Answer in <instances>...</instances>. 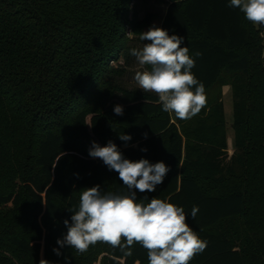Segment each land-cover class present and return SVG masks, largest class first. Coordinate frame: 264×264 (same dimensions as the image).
Instances as JSON below:
<instances>
[{
	"label": "trees",
	"instance_id": "trees-1",
	"mask_svg": "<svg viewBox=\"0 0 264 264\" xmlns=\"http://www.w3.org/2000/svg\"><path fill=\"white\" fill-rule=\"evenodd\" d=\"M136 1L0 0V264H149L139 243L131 256L102 242L83 254L57 244L84 188L126 194L118 173L88 154L92 141L109 140L127 159L170 166L154 192L137 190V198L184 208L208 242L189 264H264V26L229 0H159L164 15L143 18ZM158 19L184 37L205 86L206 105L188 120L163 111L156 93L112 82L126 72L113 63L133 65L130 49Z\"/></svg>",
	"mask_w": 264,
	"mask_h": 264
},
{
	"label": "clouds",
	"instance_id": "clouds-1",
	"mask_svg": "<svg viewBox=\"0 0 264 264\" xmlns=\"http://www.w3.org/2000/svg\"><path fill=\"white\" fill-rule=\"evenodd\" d=\"M228 6L239 8L252 24L264 25V0H229ZM139 39L149 43L130 49V55L142 68L150 66V70L135 73L138 87L156 93L162 110L174 112L180 120L200 113L207 102L205 86L191 71L195 59L189 55L188 47L181 46L184 37L170 35L168 30L153 24L140 33ZM201 55L199 51L195 53L196 57ZM113 111L117 116L124 115L122 105H115ZM144 136L147 138V133ZM118 138L124 142L132 139L125 133L118 134ZM88 154L102 160L109 171L117 172L127 192L123 195L102 192L100 185L84 188L78 206L69 210L73 213L71 222L64 220L67 232L57 239L60 247L69 246L83 254L90 245L102 242L131 256L132 246L139 243L147 249L149 264H189L195 255L206 250L208 242L186 223L183 207L155 197L146 204L144 200L138 201L137 190L154 192L163 183L170 166L145 158L127 159L112 140L104 146L92 141ZM198 212V206H193L191 217L194 219ZM53 252L61 255L58 248ZM39 264L51 262L42 258Z\"/></svg>",
	"mask_w": 264,
	"mask_h": 264
},
{
	"label": "rangeland",
	"instance_id": "rangeland-1",
	"mask_svg": "<svg viewBox=\"0 0 264 264\" xmlns=\"http://www.w3.org/2000/svg\"><path fill=\"white\" fill-rule=\"evenodd\" d=\"M135 8L138 12L139 18L145 17L150 12H158L161 16L164 15V12L166 10V6L161 4L159 0H137L135 2ZM153 24L156 26L161 27L162 26V19L156 20ZM264 26V25H263ZM150 28V27H149ZM147 28L146 31L149 29ZM262 36H264V30L262 32ZM133 37V36H132ZM135 45L136 48H142L144 43H149L148 41H141L140 39L136 40ZM113 65L121 66L126 69V72L123 76L119 77H113L112 82L114 84H119L125 89H131V90H142L138 87L136 81L134 80L135 73L137 71H143V70H150L147 66H144L143 68L139 65L138 61L136 60L133 65H127L126 62L122 59L120 63H113ZM230 89V87H229ZM228 89V90H229ZM225 91L224 92V104H225V111H226V119L228 123V142L230 147V153H233L234 151V143H235V132L233 128L234 123V114H233V96L232 91ZM153 93V92H151ZM125 96L122 93H117L116 98H118L119 101H122ZM99 264V262L97 263Z\"/></svg>",
	"mask_w": 264,
	"mask_h": 264
},
{
	"label": "crops",
	"instance_id": "crops-1",
	"mask_svg": "<svg viewBox=\"0 0 264 264\" xmlns=\"http://www.w3.org/2000/svg\"><path fill=\"white\" fill-rule=\"evenodd\" d=\"M228 89H229V87H226V88H225V91H227ZM230 89H231V88H230ZM230 89H229L228 91H230ZM225 91H224V92H225ZM230 147H232V146H230Z\"/></svg>",
	"mask_w": 264,
	"mask_h": 264
},
{
	"label": "built area",
	"instance_id": "built-area-1",
	"mask_svg": "<svg viewBox=\"0 0 264 264\" xmlns=\"http://www.w3.org/2000/svg\"><path fill=\"white\" fill-rule=\"evenodd\" d=\"M131 31V30H130ZM264 37V36H263Z\"/></svg>",
	"mask_w": 264,
	"mask_h": 264
}]
</instances>
